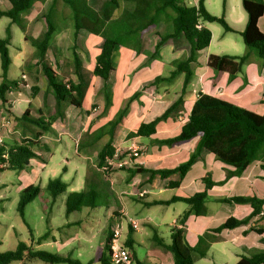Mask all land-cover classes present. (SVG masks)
I'll use <instances>...</instances> for the list:
<instances>
[{
	"label": "crops",
	"instance_id": "obj_1",
	"mask_svg": "<svg viewBox=\"0 0 264 264\" xmlns=\"http://www.w3.org/2000/svg\"><path fill=\"white\" fill-rule=\"evenodd\" d=\"M51 2L52 0L38 2L40 4L39 8L36 9L34 6L32 10L22 14L26 27L24 32L26 46L17 47V53L11 57L12 65L21 66L23 77L17 80L19 82L18 88L7 94L6 103H1L4 109L16 105L19 110L14 114L19 123L21 122L19 118L25 112H28L33 118L43 117L46 122L55 114V96L43 80L40 59L36 56L35 48L25 40V35L38 38L46 31L47 26L44 16L48 12ZM61 2L58 1L54 8V18L58 25V31L51 42L45 60L50 63L64 82L77 83L74 63L70 55L73 32L70 9ZM199 2L200 0H186L189 6H198ZM204 4L210 14L217 17L224 16L235 32H226L218 23L206 22L203 24L204 27L211 30L212 40L208 48L199 53L196 63L193 64V78L185 93L182 92L183 74L157 85L152 84L158 77L169 78L175 70L174 63L185 59L187 55L185 41L181 37L165 41L159 51H155L156 45L161 41V36H165L173 30L169 13H166L161 16L155 27L142 35L139 51L132 48L129 43L116 48L113 55L115 71L107 82L99 77H92L82 108H76L72 105L67 106L66 104L63 106L64 115L62 118L54 120L51 131L54 129L56 132L59 131V134H66L69 142L62 140V142L64 141V150H62L61 156L55 160L51 149L47 146L48 143H58L61 139L48 138L46 133L39 138L37 145L33 148L39 157L32 159L30 166L21 171L20 177L17 179L15 191L19 195L27 186L40 185L44 188L52 180H58L59 177L67 178L70 170L77 175V179L73 181V185L66 183L68 191H79L84 188L88 184L87 158L91 154L98 155L104 145L101 140L96 143L92 142L94 134L113 120L126 105L127 100L136 93H139V98L130 104L128 112L117 127L113 146L121 148L123 151H128L132 145L138 146L141 155L133 160L134 165H140L147 170L174 169L189 160L197 139L172 146L157 142L179 133L181 127L188 121L191 110L200 94L210 95L264 115V60L259 58L256 52H250L249 60L244 65L242 72L233 78L228 73L216 72L207 65L210 55L241 56L248 52L241 35L248 22L243 0H226L225 9L224 0H205ZM1 6L9 8V0H0ZM125 6L122 2L120 11L118 10L115 13V18L122 13ZM259 26L264 31L263 20L260 21ZM14 42L13 37L11 44H14ZM79 42L81 46L79 54L83 67L92 71L96 66V58L101 52L103 39L99 35L83 31ZM29 52L36 56L32 61L28 57ZM37 77H39L38 82H36ZM40 81L41 83H39ZM34 86L39 88L36 93L31 91ZM106 90L111 95L110 106L107 104ZM30 92H32V95H30ZM181 96L184 98V105L177 118H169L167 121L160 122L157 126V133L150 137H129V134L135 132L140 124L149 123L164 114ZM21 123L24 124V122ZM27 124L25 127H27ZM38 131L39 129H35V131L30 132L31 135L22 136L20 140L13 139L16 136L7 138V143H20L23 138L28 137L30 139ZM17 133L21 135L20 132ZM72 142L76 147L75 157H70L69 153ZM262 164L261 161H254L241 176L226 180L228 170L234 168L218 160L214 154L204 151L181 180H179L177 174L162 179L159 176H152L150 173L133 175L129 169L126 170L128 176L120 175L118 173L120 170L104 175L96 168L95 173L99 177L108 176V179L113 178V186L119 188V191H115L108 184H105V187H108L106 189L110 196L107 206L108 221L111 214L119 216L125 213L139 223V229L143 222L151 227L153 246L156 248L155 253H153L156 260L155 264H174L172 253L157 245L154 237L158 236L166 243L170 242L160 234L166 232L169 234V240H171L173 228L182 227L179 221L188 212L190 214L184 225L188 243L193 247L197 246L201 237L207 234V241L210 244L206 257L194 253L195 264H237L242 256H251L264 251V243L260 241L261 236L251 231L252 227L264 229V219H261V216L264 215V207L262 214L256 217L248 226L215 233L213 230L220 227L229 218L243 219L252 211L251 206L248 204H228L220 202L219 199L234 196H255L264 200V170ZM134 165L130 167L133 169ZM94 166L96 167L95 164ZM81 171L83 173H79ZM63 173L66 175H62ZM205 178L212 182L213 186L208 190V199L205 204L206 213L203 215H196L185 202H176L171 205L151 204L152 202L168 201L174 196L186 197L202 192L206 190ZM175 181L180 182L179 186H170V182ZM9 187L7 182H0V190H4L3 193L0 192V203L9 198V194L6 193ZM171 190L175 192L171 193L170 197L165 198L164 194ZM141 192H145L144 197H139ZM42 197L52 201L46 194H43ZM60 199L65 202V196L60 197ZM129 199L142 201L144 206L149 208L164 206L167 210L159 219L154 214L145 215L140 219L138 216L142 214V211H135L134 209L132 213L128 207ZM56 201L57 199L51 210ZM117 202H120V204ZM4 209L0 206V213L3 217L5 214ZM42 209L44 210V207ZM171 209L173 213L169 214ZM49 221H51L50 218L47 219V222L51 225ZM164 226L166 230L161 231ZM139 229L132 230L128 227L124 236V240L132 239L134 241L137 254L136 246L140 244L136 243L132 236L134 233L139 232ZM245 231L247 233H244ZM44 234L34 237L35 240ZM106 237L107 234L105 240ZM53 240V244L58 246L59 240L55 235H53ZM141 242H143L142 239ZM205 243L202 244L203 247ZM35 244L37 243H34L33 247ZM34 248L39 249V247ZM103 249L104 244L101 247V250ZM101 254L102 251L98 252L96 257L98 258ZM96 257H92L89 262L93 263V259ZM138 257L144 264H154L149 255L141 258L138 254Z\"/></svg>",
	"mask_w": 264,
	"mask_h": 264
},
{
	"label": "trees",
	"instance_id": "obj_2",
	"mask_svg": "<svg viewBox=\"0 0 264 264\" xmlns=\"http://www.w3.org/2000/svg\"><path fill=\"white\" fill-rule=\"evenodd\" d=\"M44 0H9L10 7H0V17L10 19L11 25H17L25 32L26 27L22 14L34 8L36 3ZM58 1H62L70 9V19L72 23V38L70 45V55L74 63V72L77 76V83L71 81L64 82L54 71L50 63L45 60V56L50 48L51 42L58 31V25L54 18V8ZM126 5L122 13L115 18V13L121 8V3ZM205 0H200L198 6H189L186 0H52L48 12L45 14L46 31L38 38H31L25 35L28 41L36 50V56L40 59L43 79L47 88L50 89L56 99V110L49 121L45 118H33L25 112L19 120L39 127L30 139H23L20 143H6L0 145V173L5 170L23 171L30 166L32 159L39 157L33 150L38 140L44 133L51 131L52 123L57 118L64 115L63 106L72 105L82 108L83 101L90 85L92 77H99L107 82L115 71L113 55L117 47L129 43L132 48L139 51L141 48L142 35L155 27L163 14H168L172 22L171 33L161 36V41L156 45L158 52L165 41L172 38H183L185 41L186 57L174 63L175 70L169 78L158 77L152 84H159L177 75H184L183 94L193 78V64L196 63L201 51L208 48L212 40V32L204 27V23H218L226 32H235L228 24L224 16L217 17L210 14L204 4ZM226 0H224V9ZM243 7L248 16L246 28L241 35L248 52L241 56L210 55L207 60L209 68L216 72L228 73L231 78L240 74L244 65L248 62L250 52H256L259 58L264 60V31L260 29L259 23L264 24V2L263 0H243ZM199 22L202 28H198ZM83 31L94 35H99L103 39L101 52L96 58V66L92 71L83 67L79 50L81 48L79 38ZM6 37H0V58H1V78L0 99L6 103V96L9 92L16 90L19 82L8 77V72L12 66V57L9 46L11 45L13 34L11 26L6 30ZM38 87L31 88L33 93L38 91ZM106 100L108 106L111 104V95L107 92ZM139 98V93L134 94L127 100L126 105L118 112L116 117L105 126L97 130L92 139L93 143L103 141L104 145L97 155L96 168L104 175L117 170H131L132 174L150 173L152 176H159L166 179L177 174L181 180L191 169L194 162L208 151L216 156L218 160L233 167L228 170L226 180L241 176L254 161H261L264 170V115L239 107L228 101L200 94L196 100L188 121L181 127L179 133L166 140L158 141L162 145H175L197 139L194 151L189 160L174 169L169 170H147L140 165L134 168L125 167L104 172L102 168L107 158H112L115 154L114 134L129 110L130 104ZM184 98L179 97L161 116L149 123H142L129 137H150L157 133V126L160 122L169 118H177L183 110ZM28 125V124H27ZM131 168V169H130ZM206 190L198 192L192 196H174L168 201L152 202L153 205H171L176 202H185L190 206L196 215L206 213V201L208 190L213 183L205 178ZM179 181L170 182V186L178 187ZM96 186V187H95ZM92 186L89 183L79 191H68V185L59 180L50 181L46 187L40 185H30L20 193L17 212L25 224L30 228L25 219V211L28 204L36 198L47 193L51 198V205L58 197L65 196V216L69 218L72 214L80 213L85 208L95 209L101 206H108L109 198L103 190L98 189V185ZM104 193V194H103ZM107 195V194H106ZM220 202L236 205L248 204L251 206V213L243 218H229L220 227L213 230L221 233L223 230H234L248 226L256 217L263 212L264 200L255 196H234L219 199ZM190 212L185 213L180 219L181 228H173L170 242H165L155 236V242L170 251L174 258V264H195L194 253L206 257L210 244L207 241V234L202 236L197 246H191L186 240L184 225ZM264 219V215L261 216ZM113 220V219H112ZM251 231L261 236L264 243V229L252 227ZM244 233H247L245 231ZM31 242L19 241L15 249L0 252V264H12L14 262L27 263L40 260L46 263L55 264L68 262L70 264H83L80 260H72L69 256L53 254L42 249H35L34 243L41 244L51 236L49 232L35 240L33 230L30 228ZM111 231L109 229L101 256L94 258L101 264H112L110 260L109 241ZM205 243L203 247L202 244ZM132 260L136 264H144L138 257L135 244L132 239L124 242ZM237 264H264V251L251 255L242 256Z\"/></svg>",
	"mask_w": 264,
	"mask_h": 264
},
{
	"label": "rangeland",
	"instance_id": "obj_3",
	"mask_svg": "<svg viewBox=\"0 0 264 264\" xmlns=\"http://www.w3.org/2000/svg\"><path fill=\"white\" fill-rule=\"evenodd\" d=\"M62 3V2H61ZM4 8L3 6H1ZM40 4L36 3L35 8H39ZM120 11V10H119ZM45 13V12H44ZM43 17V15H42ZM11 26L12 34L15 39L14 44L9 46L10 55L13 57L17 53V47H24V32L21 28L17 25H11L10 19L6 17H0V37H6V30ZM30 46V45H28ZM28 57H30V61L34 60L36 56L33 53L29 52ZM1 58H0V84L2 82L1 78ZM22 69L21 66L12 65L9 72L8 77L10 79H22ZM34 77V76H33ZM39 81V77H37L36 82ZM44 80V79H43ZM41 83V81L39 82ZM32 91V90H31ZM32 95V92H30ZM29 95V96H30ZM0 99V123L5 121L7 123V127L2 131V137L4 138L5 142L7 143V138H13L15 140L22 139L21 137L30 134L39 129L38 126L33 124H28L27 127L23 123H19L17 117H15L16 111L19 109H14L13 106H8V108L4 109L3 105L1 104ZM69 106V105H67ZM4 110V111H3ZM3 111V112H2ZM5 115V120L3 119ZM23 115V114H22ZM61 127V125H60ZM62 129V128H60ZM40 130V129H39ZM17 132H20L19 135ZM59 131L53 129V131L46 132V136L52 139H58ZM31 135V134H30ZM66 134H62L61 141L58 143H48L47 146L51 149L53 159L57 160L59 156H61L62 150H64V141L69 142L66 138ZM28 138V137H27ZM25 139V138H23ZM47 139V138H46ZM62 140H64L62 142ZM48 141V139H47ZM76 147L74 142L71 143V149L69 150L70 157H75ZM97 155L91 154L87 158V183L92 186L98 184L97 187L100 190H103L108 198V187H105V184H108L110 188L114 189L115 191H119L118 187L113 186V178L106 177H99L95 173L97 163ZM101 172V171H100ZM79 173H83L82 171ZM102 173V172H101ZM120 175L128 176V171L120 170L118 172ZM21 171H13V170H5L0 173V182H7V185L10 186L6 193L9 194V198L0 203V206L5 208L4 209V217L0 213V252H5L9 250H13L17 247L19 240L25 241L27 243L31 242V235H30V228L33 230L34 237H38V235L44 234L45 232L50 233V237L47 242H42L40 245L35 244L34 247H39V249L48 251L53 254H59L63 256H69L72 260H80L83 264H101L99 262L90 263L89 260L92 257H96L97 253L101 250L103 244H105V235L110 229V224H112V219L116 216L111 214V218L109 221L107 220V209L106 205L97 207V210L85 208L80 213L72 214L69 218L65 216V207L64 202L60 197L57 198L55 206L52 208L53 205L50 204L51 201L44 199L42 197L43 194H46L50 198L47 193H42L41 196L36 198L30 204L27 205L25 211V219L28 222L30 228L25 224L22 218L19 216L17 212V205L18 200L20 199V195L15 191V187H17V179L20 177ZM66 175V174H62ZM79 176V175H78ZM77 179V175L70 170L69 175L67 178L59 177L58 180L62 183H71L73 185V181ZM106 180V181H105ZM107 185V186H108ZM14 186V187H13ZM96 187V186H95ZM5 188V187H4ZM107 188V189H106ZM4 190H0L3 193ZM174 190L167 191L164 194L165 198L170 197L174 193ZM62 197V196H61ZM128 207L131 209L132 213L133 210H140L142 214L138 217H143L148 214H154L157 219L167 210L164 206H154V207H146L144 203L139 200L129 199ZM120 204V202H117ZM44 207V210L42 209ZM49 213V214H48ZM173 210L171 209L169 214H172ZM110 214V212H109ZM134 216V214H132ZM51 219V225L48 224L47 219ZM141 224L139 232L133 234L132 238L136 241V243L140 244L137 245V251L141 258L150 256V260L155 264L156 260L153 256L155 253L156 248L153 246V232L151 227L144 224ZM126 226H128V221L126 220ZM161 231H165L166 227H162ZM53 235L59 240L58 246L54 245ZM163 238L169 240V234L163 232L160 234ZM141 239L143 242H141ZM158 245V244H157ZM160 246V245H159ZM162 248V246H161ZM152 253V254H151ZM28 264H50L40 260H35L31 262H27ZM12 264H21L19 262H14ZM55 264H70L68 262L63 263H55Z\"/></svg>",
	"mask_w": 264,
	"mask_h": 264
},
{
	"label": "built area",
	"instance_id": "obj_4",
	"mask_svg": "<svg viewBox=\"0 0 264 264\" xmlns=\"http://www.w3.org/2000/svg\"><path fill=\"white\" fill-rule=\"evenodd\" d=\"M199 29L202 28V23L199 22L198 26ZM14 109H18L16 105H14ZM5 115L3 119L5 120ZM7 127V123L2 121L0 123V133L4 131ZM62 134H59L58 139L60 140ZM28 139V138H26ZM5 140L0 134V145H4ZM140 148L138 146L132 145L128 151H123L121 148L115 147V154L112 158H107L106 163L102 170L104 172L112 171L116 169H121L125 167L133 166L135 163L133 162L134 159L140 157ZM145 192L139 193V197H144ZM126 220L128 221V226H126ZM131 228L132 230L139 229V223L134 220L132 217L128 216L125 213H122L119 216H116L112 220V224L110 226L111 236L109 241V252H110V260L112 264H136L131 255L126 248L124 242V236L127 228Z\"/></svg>",
	"mask_w": 264,
	"mask_h": 264
}]
</instances>
